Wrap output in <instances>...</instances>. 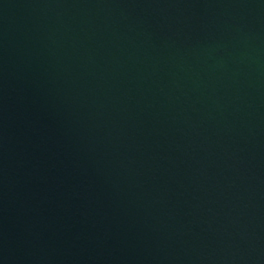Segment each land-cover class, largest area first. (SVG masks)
<instances>
[{
  "label": "water",
  "instance_id": "95a60500",
  "mask_svg": "<svg viewBox=\"0 0 264 264\" xmlns=\"http://www.w3.org/2000/svg\"><path fill=\"white\" fill-rule=\"evenodd\" d=\"M0 264H264V0H0Z\"/></svg>",
  "mask_w": 264,
  "mask_h": 264
}]
</instances>
